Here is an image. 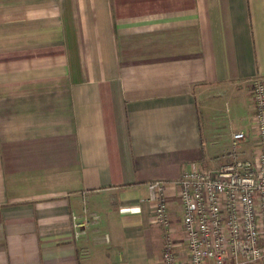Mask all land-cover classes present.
Segmentation results:
<instances>
[{
    "label": "crops",
    "instance_id": "1",
    "mask_svg": "<svg viewBox=\"0 0 264 264\" xmlns=\"http://www.w3.org/2000/svg\"><path fill=\"white\" fill-rule=\"evenodd\" d=\"M261 76L264 0H0V264H161L148 184Z\"/></svg>",
    "mask_w": 264,
    "mask_h": 264
},
{
    "label": "built area",
    "instance_id": "2",
    "mask_svg": "<svg viewBox=\"0 0 264 264\" xmlns=\"http://www.w3.org/2000/svg\"><path fill=\"white\" fill-rule=\"evenodd\" d=\"M257 137L251 158L191 165L171 182L148 184L151 223L162 228L161 264H264V76L249 82ZM245 135H232L233 150ZM178 207L185 256L178 257L168 205Z\"/></svg>",
    "mask_w": 264,
    "mask_h": 264
},
{
    "label": "rangeland",
    "instance_id": "3",
    "mask_svg": "<svg viewBox=\"0 0 264 264\" xmlns=\"http://www.w3.org/2000/svg\"><path fill=\"white\" fill-rule=\"evenodd\" d=\"M250 85H246L239 95L226 97L222 104L217 107L215 113L210 115L214 120L211 125L212 135L207 139L209 153L212 152L210 160H191L193 165L200 164L211 166L222 164L229 157L236 153L246 158H251L255 151L257 137L254 133L252 124L253 111L251 108V90ZM211 120V121H212ZM240 131L245 135V141L233 150L230 136ZM211 134V133H210ZM201 154V152H200ZM190 161V162H191ZM191 162V163H192ZM191 165V164H190ZM166 182V180H160ZM180 229V228H179ZM173 238H183L181 231L178 233L172 232Z\"/></svg>",
    "mask_w": 264,
    "mask_h": 264
}]
</instances>
